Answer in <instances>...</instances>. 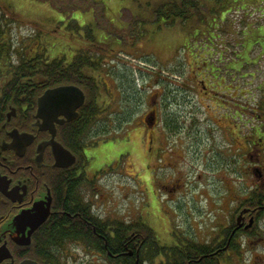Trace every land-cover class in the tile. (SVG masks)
Returning a JSON list of instances; mask_svg holds the SVG:
<instances>
[{
    "label": "rangeland",
    "instance_id": "rangeland-1",
    "mask_svg": "<svg viewBox=\"0 0 264 264\" xmlns=\"http://www.w3.org/2000/svg\"><path fill=\"white\" fill-rule=\"evenodd\" d=\"M126 1L0 0V9L1 12L5 9L3 27L14 47L29 48L37 43L50 51L56 43L63 49L54 50L64 54L86 43L85 31L91 29L92 35L101 42L100 52L105 54L103 72H111L106 68L111 67L116 82L126 85L129 81L136 93L137 99L126 109L123 97L118 94L121 87L116 86L111 77H106L109 91L103 92H109L112 98L105 111L109 133L99 136L92 133L89 139L98 142L85 148L89 163L86 172L90 179L84 190L93 211L100 216L125 219L148 215L154 220L159 215L173 225L188 215L198 233H206L207 228L201 229L202 226H214L230 218L237 205L236 196L242 199L254 187L264 191V136L260 140L255 138L264 129V113L259 108L264 90L258 88L261 84L264 86V0H242L233 6L227 16L234 21L232 30L221 32L212 40L207 35L199 37L202 40L188 39L187 35L181 37L184 33L178 34L173 29L158 30L155 23L148 24L146 36L137 38L134 32L138 28L131 27L132 14L124 8ZM244 14L258 28L255 34L259 37L256 36L257 43L245 48L244 57L236 59L234 50H241L239 47L243 46L240 30L245 24ZM74 19L80 26L78 30L71 26ZM39 32L40 37L35 41ZM220 53L229 61L224 63L222 74L215 76V81H208L213 76L204 69L205 58L222 66L223 63L217 61ZM227 75L236 77L231 85L239 83L243 92L248 91L246 99L236 96L230 100L229 93L226 97L216 95V101L223 104L215 107L207 92L216 87L224 90L226 83L221 78ZM152 90L159 92L154 125L158 140L153 144L160 152L159 157L145 159L144 156L140 160L134 142L138 141L141 151L146 152L149 147L146 139L149 126L142 122V116L149 109ZM225 103L235 110L240 109V103L245 108L236 114L232 112L226 119ZM128 110L132 114L126 121L124 114ZM112 114L113 118L115 114L123 116L117 128L114 126L117 123L110 119ZM168 114L178 116L182 126L180 136L172 138L170 145H166L162 129L163 116ZM103 116L97 118L98 124ZM148 117L151 118L148 115L147 121ZM226 123L230 125L228 129L223 128ZM255 151L260 154L257 164L260 175L254 169ZM249 153L252 157L247 155ZM103 163L106 164L95 175L90 172ZM177 178L183 186L176 192L170 185ZM192 194L197 200H191ZM175 196L178 202L170 199ZM257 228L260 229L258 233L244 237L240 262L231 258L232 264H264V219L258 222ZM88 250L82 243L67 244L66 257L70 260L81 258L78 264H93L96 260Z\"/></svg>",
    "mask_w": 264,
    "mask_h": 264
},
{
    "label": "trees",
    "instance_id": "trees-1",
    "mask_svg": "<svg viewBox=\"0 0 264 264\" xmlns=\"http://www.w3.org/2000/svg\"><path fill=\"white\" fill-rule=\"evenodd\" d=\"M240 1L242 0H127V5L124 8H128L129 13L132 14L131 27H134V29L138 28V31L134 32L137 38L146 36L148 24L155 23L158 30L173 29L178 34L184 33L181 37H186L187 35L188 39L195 38V40H202L204 37L202 35H207V38L212 40L215 36L218 37L221 32L225 33L232 30L234 21L227 16L234 8L233 6H236ZM8 8L7 12L9 11ZM2 13H5V10ZM12 13L14 12L12 11ZM2 15H0V126L2 123L7 124L8 127L15 124L20 131L32 130L33 114L37 105L36 99L46 88L71 83L76 86L78 85L85 92L86 100L78 108V116L66 125H58L56 132L58 141H61L67 148L78 154L77 164L71 167V169H55L51 177V186L55 196L54 206L59 209L63 208L65 212L72 213L73 205L76 204V198L78 197V189L82 185L84 176V173L78 175L77 169L81 167L83 160L81 148L98 142L96 139H89L93 135L92 133L97 136L109 133L105 111L112 102V98L109 97V92H103L108 90L106 77H111L116 86L119 85L121 87L119 97L122 96V100L127 98L129 105H125L126 109H128L127 106H131L129 103L131 100L137 99L134 97L136 93L132 91L133 89L129 81L126 82V85L124 82L121 85L119 82H116V77H113L111 74V67H106L111 72L106 74L103 72L105 68L104 64L106 63L103 56L105 54L104 52H100V46L98 45L101 42L97 37L92 35L91 29L85 31L86 43L82 46H76L78 47L77 49L68 50L64 54L57 53L54 50L63 49L60 44L56 43L49 49L50 51L45 46H40L37 43L29 48H25L24 46L14 47L10 36L3 27V20L6 18H3L4 16L2 17ZM75 20L71 26L78 30L80 26ZM242 20L245 24L241 27L240 31L242 33L240 39L243 45V56L241 57H244L246 53L245 48L249 44L254 45L257 43L259 36L255 34L258 28L255 25L253 26V23L248 20L245 14ZM40 33L35 36V41L39 39ZM190 53L198 54L192 51ZM235 53L234 50V55ZM205 54L207 53L205 52ZM220 57L217 61L220 60ZM205 59V71H209L213 69V66H217V63L212 59ZM172 95L175 98L176 95ZM10 106L15 107L17 115L10 122H7L5 113L9 111ZM259 108L264 113V106H260ZM130 111L128 110L124 114V117L128 121L129 115L132 114ZM100 115H104V118L98 124L97 118ZM118 115L115 114V118H113L114 114L112 116L108 115L111 117L112 122L117 123L114 125L116 128L123 122V116ZM168 115L170 116V114ZM163 117L167 119V116ZM142 122L145 123V120ZM162 129L165 128L163 127ZM255 132L257 133V131ZM259 134L257 133L255 138L259 139L263 136L264 129ZM2 135L3 132L0 129V137ZM40 135L48 137L49 134L47 132H40ZM251 142L253 143V140ZM88 204H91V202H88ZM263 205L264 191H260L258 187H254L251 191L246 192L241 199V206L255 208L253 213H256V229L251 232V235L260 231L257 226L258 222L264 219V207H261ZM71 223L72 220L69 216L63 213L60 217H52L42 227L41 232L35 237L38 245L36 248L38 259H44L46 264L64 263L61 255L64 254L66 249V240L76 241L79 239L78 234L80 230L85 228L89 230L86 224L82 225L74 222L71 225ZM135 225L137 224H133L131 229ZM120 231H117V233ZM86 245L87 247H97L98 243L86 242ZM26 249L27 253L25 255L33 257L32 243Z\"/></svg>",
    "mask_w": 264,
    "mask_h": 264
},
{
    "label": "flooded vegetation",
    "instance_id": "flooded-vegetation-1",
    "mask_svg": "<svg viewBox=\"0 0 264 264\" xmlns=\"http://www.w3.org/2000/svg\"><path fill=\"white\" fill-rule=\"evenodd\" d=\"M239 48H241V50L235 51L236 59H240L242 56L243 49L241 45ZM220 56L221 57L219 61H221L223 64L221 67H219L217 64V66H213V69L209 70L210 75L213 77H211L212 79L208 81H215V76L222 74V67L224 66V63L229 61L226 57V59H223L222 54ZM225 71L229 72L228 68H225ZM225 71H223V75ZM244 75H242V77ZM221 79H223V83H226L224 90L218 89V87H216L215 89L209 88L207 92L209 93V98L211 97L214 100L215 107L216 105L222 106L223 104L216 101V95H222L226 97L227 93H229L230 100L236 96L246 99L248 93L246 89L244 90L245 92H243L241 86H239V83L235 84V86L233 84L231 85V81L234 83L236 82V77H229L227 75V77L225 76V78ZM225 79L228 83L225 82ZM213 85L215 86L216 82L213 83ZM258 88L262 89V91L264 90V86L262 84ZM158 93L159 92H156V90H152L150 92V96H153V98L150 102L149 109L143 113L142 116L143 121L145 118L147 119L148 115L151 117L153 111L155 112L154 116L156 117V120L149 125V129L147 131L146 139H148L149 147H147L146 152H144L139 149L140 147L138 141L135 140L134 142L139 158L144 156L145 159L159 157L158 152H160V150L158 151V149L154 147V144L157 142L155 140H158L154 128L158 113ZM123 101L126 103V105H129L127 103V98H125ZM226 101L229 102V99ZM259 103H262V106H264V99ZM239 105L240 109L237 108V110H235L225 103L224 107H227L228 110L227 112H224V118L228 119L230 116H232V112L235 113L238 110L241 111V109L245 108L243 103H240ZM13 108L15 109V107ZM55 109V106L51 107L50 112L53 114ZM35 114L36 112L33 114L34 120L32 122V130H27L34 135V139L31 143L27 144L28 146L23 150L22 155H19L15 149L9 148L6 146V144H4V142L11 141V138L8 134L10 130L17 128L20 131L17 125L14 124L8 127L7 124L2 123L0 126V129H2L3 132L2 137H0V174L4 175L6 177L5 180L7 181L4 186L0 187V246L5 243L10 251V256L3 257L2 260H0V264H20L24 259L28 258L36 260L39 264H46L44 259L37 258L38 254L36 248L38 245L35 237L39 234V232H41L42 227H44L52 219V217H60V215L63 213H65L66 216H69V218L72 220L71 225L75 222L82 225L86 224L89 227V230L87 228L80 230V233L78 234L79 239L76 241L67 239L66 244H84V246L89 249L88 251L91 250L90 254L94 256L91 258L96 260L93 262V264H232V261H230L231 258H235L237 261L241 259L242 241L244 237L246 238L247 235L251 234V232L256 229V213H253L255 208L241 206L240 196H236V199L234 198L237 202V205L234 207V210L229 218L230 220H224L218 224L216 223L214 226H202L201 229L207 228L206 230L208 232H201V234L198 233L199 231L196 229L197 226L193 227V224L190 222L191 217L188 215H185L184 218H182V221L176 225H173L172 223L170 224L167 219L163 217L161 218L159 215H157L154 220L148 215L139 216L137 219H125L118 217L113 218L109 215L100 216L93 211L92 203L88 204V202H91V200L87 197V194H85L84 190V185H87L90 179L86 172V168L89 165L87 152H85V148L87 146L81 148L83 160L81 167H78L77 169L78 175L84 173V176L81 183L82 185L80 189H78V197L76 198V204L73 205L74 207L72 213L65 212L63 208L59 209L55 207V196L51 186L52 173L55 171V169H71V167L76 166L78 154L68 148L76 155L75 163L68 167H57L53 164L54 157L53 154H51L50 146H47L43 150V158L38 164L35 159L38 142L48 139L50 133L47 131L38 130ZM16 115L17 113L15 109V114H11L7 122H10ZM166 116L167 119H165V124H163V127L165 128L164 138L166 145H170V140H172V138L180 136V133L182 132V126L178 116ZM58 118L61 119L64 118V116L59 115ZM148 120L149 123H151V118L148 117ZM70 121L71 120H64L62 123H56V132L58 130V125L63 126ZM229 126L230 125L226 123L223 128L228 129ZM27 131L21 130V132ZM40 132H47L49 135L48 137H43L42 135L39 136ZM55 138L58 141L57 137ZM58 142L61 143V141ZM252 144L253 143L251 142L250 149H252ZM256 149L258 150L259 148ZM255 154L256 167H254V169L258 171L260 175L259 165H257L261 160L260 154L258 151H255ZM247 155L252 157L251 153ZM141 158L140 160H142ZM105 164L106 163H103L101 166L92 169L90 172L95 175V172L102 169L103 165ZM252 171L254 170L252 169ZM182 186L183 182L177 178V180L175 179L173 184L170 185V189L177 192L182 189ZM204 190L206 189H203L202 191ZM192 195L190 196L191 200H197L195 195ZM48 197H51V202L49 206L50 212L46 216V219L41 225L31 232L32 240L28 245L18 244L12 238L14 233L12 228L8 227V223L10 222L11 218L23 209L29 208L30 211L34 203L41 201V199H48ZM180 198L183 199V195H181ZM170 199L176 200L178 202V198L176 196L171 197ZM261 207L263 208L264 205ZM240 213H242L241 220L238 221V216ZM250 219H252V223L248 225ZM199 222L200 220L198 223ZM133 224L137 225L131 229ZM184 224L185 226H183ZM117 231L120 232L117 233ZM86 242H97L98 246L87 247ZM31 243L33 257L25 255V253H27L26 247L31 245ZM66 255V251H64V254L61 255V258L64 262L63 264H78L77 260L81 261V258H72V260H70L68 259L69 256L66 257Z\"/></svg>",
    "mask_w": 264,
    "mask_h": 264
},
{
    "label": "water",
    "instance_id": "water-1",
    "mask_svg": "<svg viewBox=\"0 0 264 264\" xmlns=\"http://www.w3.org/2000/svg\"><path fill=\"white\" fill-rule=\"evenodd\" d=\"M36 125L38 130L47 131L50 133L48 139L38 142L36 148V162L39 164L43 158V150L45 147L50 146L51 154L54 157V165L57 167L63 166L68 167L75 163L76 155L71 150L66 148L62 143L56 140V123H62L64 120H72L78 115V107L85 102V94L83 89L78 85L71 83L59 84L54 87H49L39 95L36 99ZM55 106V112L52 114L50 108ZM11 114H15V109L11 108L7 113V119L10 118ZM59 115H63L64 118H58ZM155 120L154 112L151 115V123ZM11 138L10 142H4L9 148H13L19 155L23 154V150L31 143L34 139V135L30 132H20L14 128L9 131ZM5 176L0 174V187L6 184ZM2 189V188H1ZM51 197L48 199H41L33 204L32 209H23L15 214L8 227L13 230V240L18 244L28 245L31 239V232L35 230L42 222L46 219V216L50 212ZM241 214L238 216V221L241 220ZM252 223V219L248 225ZM10 256V251L6 244L0 246V260L3 257ZM20 264H39L33 259H24Z\"/></svg>",
    "mask_w": 264,
    "mask_h": 264
}]
</instances>
